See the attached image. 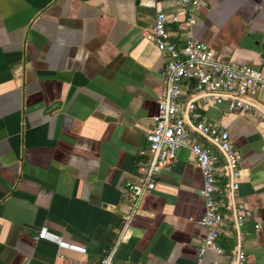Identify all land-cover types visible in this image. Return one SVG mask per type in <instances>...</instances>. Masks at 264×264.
Listing matches in <instances>:
<instances>
[{"label": "crops", "instance_id": "crops-1", "mask_svg": "<svg viewBox=\"0 0 264 264\" xmlns=\"http://www.w3.org/2000/svg\"><path fill=\"white\" fill-rule=\"evenodd\" d=\"M206 2L194 37L224 63L264 69V0ZM179 3L0 0V264H99L110 251L115 264H232L236 248L264 264V227H253L264 222V114L226 102L202 113L239 153L238 200L252 219L228 224L225 254L199 261L203 177L186 150L122 222L165 84L164 56L145 33ZM253 99L264 111V92ZM43 228L86 252L36 239Z\"/></svg>", "mask_w": 264, "mask_h": 264}, {"label": "built area", "instance_id": "built-area-1", "mask_svg": "<svg viewBox=\"0 0 264 264\" xmlns=\"http://www.w3.org/2000/svg\"><path fill=\"white\" fill-rule=\"evenodd\" d=\"M206 5V0H180L174 11L157 12L152 28L145 33V38L164 56L165 84L157 99L154 127L146 135L147 148L140 151V156L147 158L144 173L123 189L130 210L122 218L127 226L140 200L154 190L161 172L176 161L180 151L186 150L203 177L200 195L204 213L198 223L207 234L198 248L199 261L207 253L216 258L223 256L225 250L219 239L228 224L240 230L252 219V213L238 200L239 153L229 133L208 120L202 110L226 102L229 112L264 114L253 99L254 94L264 92V69L224 63L212 48L194 37V12ZM219 171L227 180L225 189L219 184ZM253 227L259 230L264 222H254ZM36 239L53 242L63 250L86 252L84 248L63 242L45 228ZM238 239L243 240L240 234ZM99 264H115L113 251L102 256ZM232 264H246L241 248L235 249Z\"/></svg>", "mask_w": 264, "mask_h": 264}]
</instances>
